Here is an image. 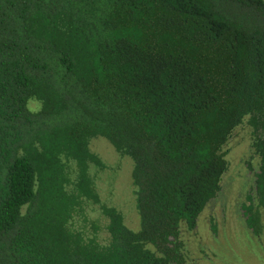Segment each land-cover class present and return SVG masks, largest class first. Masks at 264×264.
<instances>
[{"label":"trees","instance_id":"1","mask_svg":"<svg viewBox=\"0 0 264 264\" xmlns=\"http://www.w3.org/2000/svg\"><path fill=\"white\" fill-rule=\"evenodd\" d=\"M245 123L260 236L264 0H0V264H187ZM98 136L133 161L138 229L101 199Z\"/></svg>","mask_w":264,"mask_h":264},{"label":"rangeland","instance_id":"2","mask_svg":"<svg viewBox=\"0 0 264 264\" xmlns=\"http://www.w3.org/2000/svg\"><path fill=\"white\" fill-rule=\"evenodd\" d=\"M251 138V127L245 123L235 129L226 144L224 149L229 168L223 177L222 190L203 211L197 227L183 230L187 264H264V229L260 236L253 234L241 211V204L253 186L255 170L259 165ZM91 149L106 164L104 169H92V172L98 173L97 186L102 201L119 208L125 215L126 223L138 229L132 159L118 153L102 136L92 140ZM94 208L92 218H99V222L105 224L106 219L99 207ZM262 219L264 224V213ZM78 220L86 225L87 231H93L91 221L84 224L81 219ZM214 224L217 232L213 230ZM99 234L102 239L108 237L104 229Z\"/></svg>","mask_w":264,"mask_h":264}]
</instances>
